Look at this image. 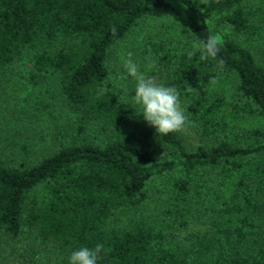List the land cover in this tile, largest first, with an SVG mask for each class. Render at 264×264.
<instances>
[{"label":"trees","instance_id":"obj_1","mask_svg":"<svg viewBox=\"0 0 264 264\" xmlns=\"http://www.w3.org/2000/svg\"><path fill=\"white\" fill-rule=\"evenodd\" d=\"M181 1L211 27L169 0H0V69L25 55L30 87L52 80L81 113L78 132L84 118L105 132L29 165L8 163L0 150V234L32 231L54 248L52 264L96 244L107 250L98 264H264V66L249 46L264 53V23L242 0ZM144 17H168L190 39L147 40L142 51L157 82L176 85L199 139L192 147L178 133L150 131L132 101L100 93L110 50ZM216 33V59L188 57L194 41ZM11 143L28 155L25 143ZM149 203V220L115 218Z\"/></svg>","mask_w":264,"mask_h":264},{"label":"rangeland","instance_id":"obj_2","mask_svg":"<svg viewBox=\"0 0 264 264\" xmlns=\"http://www.w3.org/2000/svg\"><path fill=\"white\" fill-rule=\"evenodd\" d=\"M169 1L174 9L193 16L202 24L206 21L205 25H209V20L200 10L188 7L181 0ZM242 3L256 7L258 17L262 18L264 23V0H242ZM220 32L244 42L243 38L232 34L228 27L222 28ZM147 40H162L167 47L190 42L184 28L168 17L142 18L110 50L106 62L108 67L106 81L110 84L107 87L112 88V91L105 95H115L123 101H131L126 98L125 91L134 87V81L131 78H123L126 75L123 63L128 58L127 54L131 52L132 59L140 65L142 71L145 70V65L148 63L146 58L149 57L142 50L143 43ZM249 43L257 61L264 66V53L260 51L258 43ZM148 74L156 79L155 65ZM26 76L25 55L17 58L6 68L0 69V150L2 154L7 155V158L9 156L8 163L29 165L53 152L66 141L83 139L99 143L104 138L105 132L88 118H84L85 130L82 133L76 130V120L81 113L68 109L52 80L47 81L48 83L40 88L33 89L28 84ZM224 83L226 81L221 84L222 88L227 86ZM132 95L134 93H129V96ZM149 129L154 130L150 126ZM178 134L183 138L186 147L199 143L198 137L188 126L185 131ZM14 139L27 145L28 155L25 158L19 156L17 147L10 145ZM151 204L137 211L120 209L116 211L115 218L119 224L125 223L129 218L149 220L151 211L153 212L150 208ZM154 219L158 220V217ZM55 258L54 248L49 243L40 241L32 231L22 229L14 239L0 234V264H52Z\"/></svg>","mask_w":264,"mask_h":264},{"label":"clouds","instance_id":"obj_3","mask_svg":"<svg viewBox=\"0 0 264 264\" xmlns=\"http://www.w3.org/2000/svg\"><path fill=\"white\" fill-rule=\"evenodd\" d=\"M222 42L223 38L219 34L210 35L206 40H196L187 55L191 58L198 52L201 61L210 58L216 59ZM132 56L133 53L129 52L128 58L123 63L126 74L123 78H131L134 81V87L131 90H126L125 96L134 104L136 114L142 116L144 122L154 128L158 136L185 131L188 124V113L181 106L180 93L176 85L166 86L158 83L155 77L148 74V71L154 67V62L150 58H146L148 63L145 65V70L142 71ZM219 63L222 64L223 61L221 60ZM108 85H110L109 82L105 81L100 88L103 97L112 91V88L107 87ZM129 93H134V95L129 96ZM106 251L103 244H96L91 248L81 246L72 251L68 257V264H98L102 259V254Z\"/></svg>","mask_w":264,"mask_h":264}]
</instances>
